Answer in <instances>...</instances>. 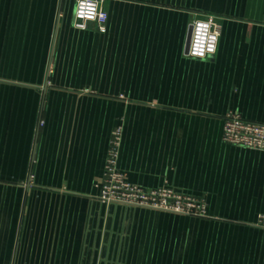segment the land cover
Wrapping results in <instances>:
<instances>
[{
    "label": "crops",
    "instance_id": "1",
    "mask_svg": "<svg viewBox=\"0 0 264 264\" xmlns=\"http://www.w3.org/2000/svg\"><path fill=\"white\" fill-rule=\"evenodd\" d=\"M75 4L0 0V264H264V150L222 138L230 112L264 123V0H104L102 32ZM118 127L130 182L207 216L100 201Z\"/></svg>",
    "mask_w": 264,
    "mask_h": 264
},
{
    "label": "built area",
    "instance_id": "2",
    "mask_svg": "<svg viewBox=\"0 0 264 264\" xmlns=\"http://www.w3.org/2000/svg\"><path fill=\"white\" fill-rule=\"evenodd\" d=\"M103 2L104 0H76V9L80 4H93L94 18L81 17L76 12L75 26L78 29L85 30L88 28L89 22H94L98 25L101 32L105 31L108 13ZM193 20L190 27L191 38L186 54L199 59L215 55L221 37V22L214 15H207L204 18L195 17ZM80 24H83L84 27L77 26ZM202 25L203 27H201ZM213 36L216 37L215 40H212ZM200 37L203 39L201 40ZM210 45L215 49L212 52L208 50ZM198 46L202 54H194ZM224 121L223 141L240 147L264 150V123L245 120L233 112L227 114ZM122 132V127H118L113 131L111 148L106 157L104 176L96 184V187L101 192L99 196L100 201L104 204H125L139 208L160 209L189 216H207V206L202 199L185 195L171 186L147 189L130 182L128 175L119 168ZM257 222L259 227L264 228V213L259 215Z\"/></svg>",
    "mask_w": 264,
    "mask_h": 264
},
{
    "label": "clouds",
    "instance_id": "3",
    "mask_svg": "<svg viewBox=\"0 0 264 264\" xmlns=\"http://www.w3.org/2000/svg\"><path fill=\"white\" fill-rule=\"evenodd\" d=\"M86 9V11H85ZM76 12H77V15L78 16H81V17H87L89 19H93L94 18V5L91 4V3H88V4H80L77 9H76ZM78 27H81L83 28L84 25L83 24H80V25H77ZM203 27V25L201 26ZM200 39L202 40L203 38L200 37ZM216 37L213 36L212 37V40H215ZM209 52H212L214 51V47L213 46H209ZM194 54H202V51L200 49V47L198 46L197 49L194 51Z\"/></svg>",
    "mask_w": 264,
    "mask_h": 264
},
{
    "label": "water",
    "instance_id": "4",
    "mask_svg": "<svg viewBox=\"0 0 264 264\" xmlns=\"http://www.w3.org/2000/svg\"><path fill=\"white\" fill-rule=\"evenodd\" d=\"M190 34H191V28H190V30H189V34H188V37H189V39H188V44H189V41H190Z\"/></svg>",
    "mask_w": 264,
    "mask_h": 264
}]
</instances>
